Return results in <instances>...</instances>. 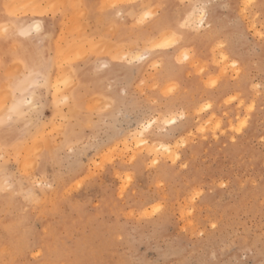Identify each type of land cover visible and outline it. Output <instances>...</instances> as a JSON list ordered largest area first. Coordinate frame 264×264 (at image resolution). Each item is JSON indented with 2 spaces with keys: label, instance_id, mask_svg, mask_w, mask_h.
<instances>
[{
  "label": "rangeland",
  "instance_id": "1",
  "mask_svg": "<svg viewBox=\"0 0 264 264\" xmlns=\"http://www.w3.org/2000/svg\"><path fill=\"white\" fill-rule=\"evenodd\" d=\"M6 1L0 25L12 27L9 47L24 43L33 66H46L48 84L35 96L15 93L32 100L22 120L0 115V264H264V0H106L126 5L118 10L104 0H66L83 3L74 9L86 24L72 7L9 17ZM196 5H206L202 25L186 18ZM19 18L40 20V32L18 35ZM161 18L165 34L152 27ZM164 35L180 37L160 47ZM91 37L95 44L84 40ZM100 39L110 43L100 46L106 53L123 46L122 57H144L97 55ZM79 42L87 54L80 60L71 55ZM71 46L67 62L61 56ZM19 57L20 65L9 58L0 67V86L28 74ZM9 64L19 68L14 76ZM33 140L37 152L34 145L25 153Z\"/></svg>",
  "mask_w": 264,
  "mask_h": 264
},
{
  "label": "bare ground",
  "instance_id": "2",
  "mask_svg": "<svg viewBox=\"0 0 264 264\" xmlns=\"http://www.w3.org/2000/svg\"><path fill=\"white\" fill-rule=\"evenodd\" d=\"M5 1H6V0H5ZM13 1H17V5H23V4H27V3H30V2H31V3H36V2H37V3H40V2H43V0H39V1H38V0H35L36 2H34V0H30V1H29V0H26V1H25V0H24V1H22V0H13ZM13 1H12V4H13ZM20 1H22V2H24V3L21 4L22 2H20ZM28 1H29V2H28ZM46 1H47V2H46ZM54 1H55L56 4H57V3H59L60 0H54ZM57 1H58V2H57ZM61 1H64V3H63V2H60L59 4H66V0H61ZM112 1H113V0H112ZM117 1H118V0H117ZM117 1H116V2H117ZM119 1H121V0H119ZM119 1H118V3H119ZM124 1H126V0H124ZM132 1H133V0H131V2H132ZM135 1H136V0H134V2H135ZM10 2H11V1L8 0V1H6V3L3 2V4H4V3H5V4H7V3L9 4ZM18 2H19V3H18ZM26 2H27V3H26ZM45 2H46L47 4H49V3H51V2H52V3H55V2H53L52 0H50V1L45 0ZM71 2H72V1H71ZM101 2H102V1H101ZM104 2H106V0H104ZM104 2H103V3H104ZM107 2H108V1H107ZM107 2H106V3H107ZM114 2H115V1H114ZM116 2H115V4H118V3H116ZM129 2H130V1H129ZM43 3H44V2H43ZM77 3H78V2H77ZM103 3H102V4H103ZM120 3H121V2H120ZM126 3H127V2H126ZM12 4H10V5H12ZM44 4H45V3H44ZM78 4H80V3H78ZM78 4H76V5H78ZM82 4H83V3H81V5H82ZM102 4H101V5H102ZM108 4L111 5V4H113V2H112V3H109V2H108L107 5H108ZM17 5H16V6H17ZM68 5H69V3H68ZM71 5H73V4L71 3ZM110 5H108V6H110ZM16 6H15V7L13 6L11 9H6V10H7V11H9V10H10V11H14L15 13H18V12L21 10L20 15H21V13H22V14H24V13L26 14V12L33 13V12H32L33 10H31V9H27V10H26V9H22V8H19V7H16ZM104 6H106V4H105ZM108 6H107V7H108ZM101 7H102V6H101ZM72 8H73V11H74V10H77L76 14L80 13V12H79V10H81L80 8H77V9H76V8L74 9V7H72ZM81 8H82V7H81ZM98 8H100V7L98 6ZM147 8H148V7H147ZM103 9H104V8H103ZM106 9H107V8H106ZM15 10H16V11H15ZM37 10H38V12H40L41 9H40V10L37 9ZM37 10H35V11L37 12ZM99 10H100L101 12H103V11L101 10V8H100ZM99 10H98V11H99ZM147 10H148V11H147ZM147 10L144 11V12H145V15H146L147 17H152L153 14H156V12H155V8H154V7H153V9H147ZM152 10H153V11H152ZM25 11H26V12H25ZM150 11H151V12H150ZM204 11H205V13H206V14H205V17H204V20H205L206 15H207V11H206L205 9H204ZM81 12H82V11H81ZM152 12H154V13H152ZM66 13H67V12H66ZM73 13H75V11L72 12V13H70L71 16H72ZM82 13H83V12H82ZM141 13H142V14H140L141 16H139V17H145V16H142L144 13H143V12H141ZM67 14H69V13H67ZM83 14H84V13H83ZM32 15H33V14H32ZM80 15H81V14H80ZM85 15H86V14H85ZM15 16H16V15H15ZM83 16H84V15H83ZM195 16H198V15H195ZM147 17H146V18H147ZM198 17H199V16H198ZM73 18L77 19V16L74 15ZM79 18H80L82 21H83L84 18H83V17H80L79 14H78L77 23H79V22L82 23V21H81ZM99 18H100V17L97 16L96 20H98ZM146 18H145V19H146ZM186 18L188 19L189 23H191V22H192V23H197L196 21L198 20V18H196V17H195V18H196V20H195V19H194V16H193L192 14H191L189 17H186ZM101 19H102V18H101ZM104 19H105V18H104ZM15 20H16V19H15ZM69 20L72 21V22H71L72 24L70 23L71 27L74 26V24L76 23V22L74 21V19L71 20L70 17H69ZM79 20H80V21H79ZM102 20H103V19H102ZM143 20H144V19H143ZM143 20H142V21H143ZM78 21H79V22H78ZM165 21H166V20H165L164 18H161V19H158V20L156 19V20L154 21L152 27L155 28L159 33H161V34H165V33H162V32L166 29V26H167ZM28 22H31V20H28V19H25V18H19V21H17V25L15 26V27H16L15 32L18 33V35H20V32H21L22 30H24V24H26V23H28ZM34 22H39V23L41 24L40 20H35V21L32 20L31 24H33ZM73 22H74V23H73ZM83 22H84V21H83ZM98 22H100V20H98ZM101 22H102V21H101ZM106 22H107V21H106ZM84 23H85V22H84ZM84 23H83V24H84ZM192 23H191V24H192ZM31 24H30V25H31ZM85 24H86V23H85ZM185 24H187V23H185ZM191 24H190V25H191ZM1 25H2V24H1ZM5 25H6V24H5ZM12 25H13V24H12ZM77 25H78L80 28H84V27H85V26L82 25V24H77ZM81 25L84 26V27H82ZM200 25H202V24H200ZM6 26H8L10 29H12V27L9 26V24H7ZM89 26H90V25H89ZM92 26H93V25H92ZM114 26H115V25H114ZM41 27H42V26H41ZM71 27H70V28H71ZM108 27L110 28V26H108ZM111 27H112V25H111ZM174 27H175V26H174ZM77 28H78L77 26H76V28L74 27V29H77ZM90 28H91V27H90ZM105 28H106V27H105ZM109 28H108V29H109ZM74 29H72V31H73ZM110 29H111V28H110ZM82 30H83V29H82ZM117 30H118V29H117ZM78 31L81 32V29L76 30V33H77V34H79ZM110 31H112V29H111ZM110 31H109V32H110ZM114 31H115V30H114ZM175 31H176V30H175ZM74 32H75V31H74ZM85 32H86V31H85ZM112 32H113V31H112ZM167 32H168V31H167ZM166 34H167V33H166ZM170 34H171V33H170ZM170 34H169V35H170ZM79 35H80V34H79ZM81 35H82V34H81ZM167 35H168V34H167ZM167 35H166V36H167ZM20 36H21V35H20ZM50 36H51V35H50ZM166 36L164 35V36H162V37H159V39L161 38V42H160V40H158L159 42L156 40V41H157L156 43H159L158 45H166V44L169 43V42H168L169 39L172 41V39H171L172 37L169 36V39H168ZM76 37H78V36H76ZM76 37H75V38H76ZM80 37H81V38H78L77 41H78L79 39H80V40L82 39V36H80ZM87 37H88V36H87ZM175 37H176V38H175V40H176L177 38L179 39L180 36H178V37L175 36ZM83 38H84V37H83ZM93 38H94V37H93ZM148 38H149V37H148ZM72 39H73V38H71V41H72ZM90 39H91V40H89V39H84V40L90 42V41H92V37H91ZM63 40H64V39H63ZM63 40H62V41H63ZM175 40H174V41H175ZM71 41H70V42H71ZM73 41H74V39H73ZM75 41H76V40H75ZM100 41H101V39H100ZM100 41L98 40L97 42H100ZM179 41H180V40H179ZM60 42H61V41H60ZM88 42H86V43H87L88 45H90V47H91V44H89ZM93 42H94V40L92 41V44H95V43H93ZM97 42H96V45H97V46L100 44L98 47L96 46L97 48H94V47H93V49L89 48V49H91L92 51H94V49H95L97 55H98V53H99V54H100V53H101V54H102V53H105V54H108V55L111 54V59L113 58V59L115 60V58H116V60H117L118 58H119V59H120V58H123V61H124L125 58H128L127 63H128V62L131 63V61H129V59L132 60V61H133V59L137 61V60H141V59L144 57V56L139 55V53H138V54H135V53H133V54H129V56H128V55H124V57H122V54H124V51L121 52V48L123 47V46H121V47H119V48H116V47H115L116 49H115V48H112V49L114 50L115 54L117 53V56L115 55L116 57L114 58V52H113V54L111 53V51H112V50H111V47H110V50H111V51L108 52V53L105 52V51L109 50L108 48H107V49L105 48V50H104V49H100V46H101V48H102L103 45L105 44L104 46L107 47V46H109V45H107V44H110V43H105V42H107V41L104 42V40L101 41L102 44H101V43H98V44H97ZM54 43H55V42H54ZM71 43H72V42H71ZM80 43H81V42H79V43H78V46H77V47H78V52H79V54H78L77 50H76V52L73 50V49H75V47L73 48L72 46H73V44H74V45L76 44L75 42H73V44H71V45H72V46H71L72 48H69V51H70V52L67 51V52L65 53V52L63 51L62 54H64V55H62L61 58H63V57H64V58H65V57L67 58V57H68L73 51H74L75 53H72L71 55H74V56H75V55L77 54L78 57H77V55L75 56V57H77V59H79V58H85V55H87V54H85L84 52H83V53H84L85 55H83V53H82V55H80V54H81L80 52H81V50L84 48V44H85V43H84V42H83L84 44L81 43L82 45H81V47H79ZM90 43H91V42H90ZM66 44H68V43H66ZM2 45H3V44H2V41H0V51H1V49H3V48L1 47ZM16 45H17V44H16ZM48 45H49V44H48ZM69 45H70V43H69ZM69 45H68V46H69ZM113 45H114V44H113ZM124 45H126V44H124ZM155 45H156L155 42H153V44L151 45V47H153V49H154ZM173 45H174V44H173ZM12 46H14V47H12V49H14V48L16 49V51L18 52V54H19V56H20L19 58L22 59V61H23V63H21V64H22V68H23V66H25V65H27L28 67L32 68V66L34 65V63H33V61H31V57H30V55H29L28 49H26V47H25V44H24V43H23V44L20 43V45H17V46L12 45ZM57 46L59 47V46H61V45H58V44H57ZM110 46H111V45H110ZM132 46L134 47L135 45H132ZM156 46H157V45H156ZM55 47H56V46H55ZM58 47H57V50H59ZM61 47H62V48H65V47H63V46H61ZM88 47H89V46H88ZM112 47H113V46H112ZM117 47H118V46H117ZM125 47H126V46H125ZM129 47H130V45H129ZM143 47H144V46H143ZM80 48H82V49H80ZM103 48H104V47H103ZM126 48H127V47H126ZM157 48H158V47H157ZM159 48H160V47H159ZM15 49H14V50H15ZM48 49H49V47H48ZM65 49H66V48H65ZM65 49H64V50H65ZM85 49L88 51V48H87V47H86ZM85 49H84V50H85ZM98 49H100V50H98ZM117 49H118V50H117ZM131 49H132V48L130 47V51H131ZM66 50H68V48H67ZM66 50H65V51H66ZM71 50H73V51H71ZM116 50H117V51H116ZM119 50H120V54H118V51H119ZM122 50H123V48H122ZM128 50H129V49H128ZM48 51H49V50H48ZM87 51H86V52H87ZM100 51H101V52H100ZM125 51H126V50H125ZM186 51H187V50H186ZM59 52H60V51H59ZM89 52H90V50H89ZM127 52H129V51H127ZM135 52L137 53V51H135ZM49 53H50V52H49ZM96 53H95V54H96ZM181 53H182V52H181ZM189 53H190V52H189ZM189 53H185V54H184V58H185V59H189V58H190V54H189ZM65 54H67L68 56H65ZM125 54H126V53H125ZM60 55H61V54H59L58 56H60ZM119 55H120V56H119ZM179 55H180V54H179ZM80 56H81V57H80ZM56 57H57V55H56ZM69 57H70V56H69ZM86 57H87V56H86ZM109 57H110V55H109ZM117 57H118V58H117ZM141 57H142V58H141ZM145 57H146V56H145ZM182 57H183V56H182ZM61 58H59V60H61ZM72 58H73V57H72ZM39 59H40V58H39ZM47 59H48V58H47ZM51 59H52V57H51ZM51 59L49 58L48 60H51ZM119 59H118V60H119ZM182 59H183V58H182ZM52 60H53V59H52ZM59 60L57 59L56 61H59ZM70 60H71V59L69 58V61H70ZM74 60H75V59H72V61H74ZM79 60H80V59H79ZM125 60H126V59H125ZM37 61H40V60L37 59ZM18 62H20V61H18ZM67 62H68V58H67ZM70 62H71V61H70ZM12 63H13V62H12ZM12 63H11V64H12ZM14 63H17V62H14ZM14 63H13V64H14ZM50 63H51V62H50ZM57 63H61V62L59 61V62H57ZM62 63H63V61H62ZM11 64H9V66H10L9 68H12L13 65L11 66ZM17 64H19V63H17ZM104 64H105V63H104ZM19 65H20V64H19ZM64 65H65V63H64ZM98 65H99V64H98ZM14 66H15V65H14ZM14 66H13V68H14V69H17V66H15V67H14ZM62 66H63V65H62ZM69 66H70V65H69ZM106 66H107V65H106ZM57 67H59V66H57ZM9 68L7 67V70H9ZM13 68H12V69H13ZM67 68H68L67 66H63L62 68H58V69H59L60 71H63V72H64V71H66ZM70 68H71V67H70ZM12 69H10L9 71L14 72V73H11V74H13L12 76H14V74L16 73V71H17L19 68H18L17 70H14V69H13V71H12ZM58 69H57L56 71H59ZM61 69H63V70H61ZM64 69H65V70H64ZM68 69H69V68H68ZM68 69H67V72H68ZM114 70H115V69H114ZM18 72H19V71H18ZM24 72H25V71L22 70V73H24ZM69 72H70V71H69ZM69 72H68V73H69ZM22 73H21V74H22ZM26 73H27V71H26ZM59 73H60V74H63V75H61V76L59 77V79H61V80L64 78V76H67V75L65 74L66 72H65V73H61V72H59ZM59 73L56 72L57 77H58V74H59ZM68 73H67V74H68ZM110 73H111V72H110ZM8 74L10 75V73H8ZM17 74H19V73H17ZM64 74H65V75H64ZM69 74H70V76L72 75L71 73H69ZM18 76L21 77L20 75H18ZM61 77H62V78H61ZM23 78H24V77H23ZM54 78H56V77L54 76ZM54 78H53V79H54ZM65 78L67 79V77H65ZM69 78H71V77H69ZM53 79H52V80H53ZM10 80H11V79H7V82L10 81ZM61 80H59V81H61ZM67 80H69V79H67ZM55 81H56V79H55L54 81H52V82L55 83ZM63 81H64V80H63ZM10 83H13V81H10ZM58 83L60 84L61 82H58V80H57V84H58ZM2 84H3V83H2ZM4 84H5V83H4ZM4 84L1 85L0 87H3ZM47 84H48V82H47ZM57 84H56V85H57ZM61 84H64V82L61 83ZM70 84H71V80H70ZM72 84H73V83H72ZM6 85H7V87L9 88V85H10V84L7 83ZM6 85L4 86V87H5V88H4V89H5L4 91H5L6 93L3 92V88H0V89H2V91H1L2 93H0V98L2 97V99H3V97L6 96L5 94H7V95L9 94L8 96L5 97V100H3V102H5V103H3V102L1 103V102H0V103H1V104H0L1 107L5 106L6 101L9 99L10 96H11V97L13 96V95L11 94V93H12L11 91H9L8 89H7V91H6ZM51 85H52V84H51ZM63 86H64L66 89L68 88V87L65 86V85H63ZM70 86H71V85H69V88H70ZM168 86H169V85H168ZM53 87H54V86H53ZM50 88H51V87H50ZM54 88H55V87H54ZM58 88H59V87H58ZM69 88H68V90H69ZM168 89H169V88H168ZM62 90H63V89H62ZM63 91H64V90H63ZM169 91H170V90H169ZM10 92H11V93H10ZM4 93H5V94H4ZM1 94H3V95H1ZM59 94H60V93H59ZM65 95H66V94H65ZM66 96H68V95H66ZM7 97H8V98H7ZM11 97H10V98H11ZM67 99H68V98H67ZM0 101H1V99H0ZM100 102H101V101H100ZM98 103H99V102H98ZM2 104H3V106H2ZM102 104H103V103H102ZM94 105H95V104H94ZM105 105H106V104H105ZM96 106H97V105H96ZM98 106H99V105H98ZM4 108H5V107H4ZM4 108H2V110H3ZM4 110H5V111H3L4 113H3V112H0V115H2L3 117H4V115L9 114V112L7 113V111L9 110V109H7V107H6V109H4ZM71 111H72V110H71ZM73 112H74V111H73ZM1 113H2V114H1ZM59 113H60V112H59ZM3 114H4V115H3ZM0 117H1V116H0ZM173 117H174V116H173ZM0 119H2V117H1ZM172 120L175 121L176 119H175V118H172L170 121H172ZM149 125H151V124H149ZM0 127H1V126H0ZM140 131H141V130H140ZM143 132H144V131H143ZM143 132L141 131V133L139 132L138 134L142 135ZM140 135H139V136H140ZM140 138H141V137H140ZM142 138H143V137H142ZM143 139H144V138H143ZM137 141H138V140H137ZM142 142H144V140H139V143H142ZM36 143H37V142H36V141L34 142V140L31 142V144H33V145L30 144V146H29L28 144H25V143H24L25 145L23 146V148H24V150H25V153L28 154V153H29V150H31V149H29V148H32V146H34ZM37 144H38V143H37ZM47 144H48V143H47ZM138 145H139V144H138ZM141 145H143V144H140V146H141ZM144 145H145V144H144ZM156 145H157V144H156ZM17 147H18V146H17ZM146 147H147V146H146ZM154 147H155V146H154ZM157 147H159V146L157 145ZM19 148L22 149V145H19ZM25 148H26V149H25ZM27 148H28V152H27ZM148 148H149V147H148ZM148 148H147V149H148ZM151 148H152V147H151ZM37 149H38V148H37V145H35V146L33 147V149H32L30 152H31V153H34V152L36 153V152H37ZM161 149H163V150L166 152V154H169V155L172 156L173 158H176V157H177V153H174L175 151H173V153H172L170 147L164 145V146H161ZM11 150H12V149H11ZM40 150H41V149H40ZM40 150H39V151H40ZM152 150H153V149H152ZM163 150H162V151H163ZM32 151H33V152H32ZM155 151H156L157 153H159V152H158V148H157V150H155ZM20 152H21V151H20ZM153 152H154V151H153ZM16 153H17V152H16ZM163 153H164V152H163ZM164 154H165V153H164ZM153 155H154V153H153ZM169 155H168V156H169ZM16 157H17V156H16ZM25 158H26V157H25ZM25 158H24V159H25ZM29 158H30V157H29ZM27 159H28V158H26V160H27ZM158 159H159L158 155H155V156H154V160H155V161H158ZM23 162H24V164L26 165V162H27V161L25 162V160H24ZM28 162H29V160H28ZM28 162H27V163H28ZM22 166H23V165H22ZM26 166H27V165H26ZM32 166H33V165H32ZM27 173H28V172H27ZM6 179H7V178H6Z\"/></svg>",
  "mask_w": 264,
  "mask_h": 264
},
{
  "label": "snow or ice",
  "instance_id": "3",
  "mask_svg": "<svg viewBox=\"0 0 264 264\" xmlns=\"http://www.w3.org/2000/svg\"><path fill=\"white\" fill-rule=\"evenodd\" d=\"M131 6V5H127ZM3 7L5 9H11L13 5L9 4H4ZM16 7L23 8V9H31L33 10V15H39L41 17L43 16H55L57 15V12L59 11L60 14H62L63 10L65 8H71V7H83V5H63V4H56V3H51V4H43V3H28L24 5H17ZM113 10H118L121 8L126 7V5L123 4H111L109 6ZM206 5H196L195 10L192 13L193 16L196 15V13H199L198 20L196 21L198 25L203 24L204 17H205V9ZM41 9L39 13H37L35 10ZM15 13L12 11L8 12V16L11 17ZM117 14L119 15V11H117ZM41 30V24L39 22H34L33 24L29 25L27 29H24L20 32L21 36H28L31 33H39ZM0 38H2L5 42L6 46V51H5V60L0 61V67L6 66L8 59L10 58L12 62H16L18 59V52L11 49L9 47L13 42H14V36L13 34L9 31L8 26L6 25H0ZM172 40L175 39V36L171 38ZM169 43L171 42L168 41ZM160 47L166 46V45H159ZM142 58V57H141ZM20 62H23L22 60ZM26 70L28 71V74L24 77L23 80L15 81L13 83H10L9 85V90L13 92V103L11 107L9 108V113L10 115L8 116V122H11L13 119V115L17 117V121L22 120L24 117L28 115L27 112L22 110V105L27 104L29 106L32 105V100L30 99H21L17 100V97L15 96V93L21 89L25 92L31 93L32 96H35V89L38 88H43L47 84V69L45 65H40L38 68L36 66H33L32 68H28L27 65H25ZM7 78V74H6ZM70 83L69 80L64 81V85L67 86ZM66 99V98H65ZM31 110V108H30ZM5 121L0 120V125H3ZM169 123H175L174 120L169 121ZM146 127H151V125H147ZM14 130H9V133H11ZM10 135L6 136V139H10ZM8 188H11V185L7 186ZM40 187H50V185H45L43 183L40 184ZM215 227V225H213Z\"/></svg>",
  "mask_w": 264,
  "mask_h": 264
}]
</instances>
